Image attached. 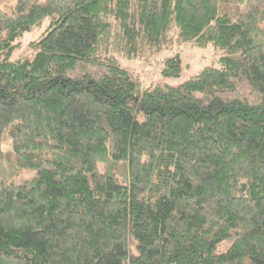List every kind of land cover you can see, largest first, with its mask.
Returning a JSON list of instances; mask_svg holds the SVG:
<instances>
[{
  "label": "trees",
  "instance_id": "1",
  "mask_svg": "<svg viewBox=\"0 0 264 264\" xmlns=\"http://www.w3.org/2000/svg\"><path fill=\"white\" fill-rule=\"evenodd\" d=\"M185 45L219 68L119 59ZM5 167L36 176L0 180V264H264V0H0Z\"/></svg>",
  "mask_w": 264,
  "mask_h": 264
},
{
  "label": "rangeland",
  "instance_id": "2",
  "mask_svg": "<svg viewBox=\"0 0 264 264\" xmlns=\"http://www.w3.org/2000/svg\"><path fill=\"white\" fill-rule=\"evenodd\" d=\"M47 22L44 25L33 31L32 33L26 34L21 43L23 49L14 55V59L19 57L33 58L36 50L28 47L30 43L37 42L41 39L45 32ZM179 54L182 64L180 73L176 76L165 75L164 71L168 68L165 63L167 57H171L173 54ZM222 53L209 46L207 48H196L192 45H185L179 47L172 52L164 51L158 55L153 56L149 60L139 59H126L120 57V62L123 68L130 70L133 73L134 78L140 82L143 89L150 88L157 85H168L177 87L193 77L199 75L205 68L213 67L219 68V60ZM82 68L78 67L77 72H80ZM92 70V68H88ZM247 91V90H246ZM249 93V91H247ZM139 120H143V116L139 117ZM8 148L5 146V150ZM36 172L32 170H21L16 173L11 168L5 167L3 172H0V180L22 183L24 181H30L35 178ZM225 246L223 247V249Z\"/></svg>",
  "mask_w": 264,
  "mask_h": 264
}]
</instances>
